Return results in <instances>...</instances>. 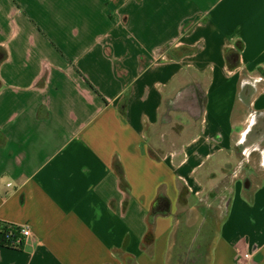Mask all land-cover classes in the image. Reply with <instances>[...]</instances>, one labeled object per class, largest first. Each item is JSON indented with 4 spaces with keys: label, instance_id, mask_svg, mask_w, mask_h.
I'll return each mask as SVG.
<instances>
[{
    "label": "crops",
    "instance_id": "crops-1",
    "mask_svg": "<svg viewBox=\"0 0 264 264\" xmlns=\"http://www.w3.org/2000/svg\"><path fill=\"white\" fill-rule=\"evenodd\" d=\"M0 51V264H264V0H0Z\"/></svg>",
    "mask_w": 264,
    "mask_h": 264
},
{
    "label": "rangeland",
    "instance_id": "rangeland-1",
    "mask_svg": "<svg viewBox=\"0 0 264 264\" xmlns=\"http://www.w3.org/2000/svg\"><path fill=\"white\" fill-rule=\"evenodd\" d=\"M175 98H176V102L175 100H173L174 104L171 107V110H174L171 116H172V120L175 119L174 121H177V123L175 124L179 125L180 129L182 127L184 128L182 130L184 131V133H182V135L180 134L179 137H181V139H185L190 137L192 134H194L197 131L199 113H200V109L203 106V97L196 91V94L193 96L181 95V96H175ZM169 119L170 117H168L165 121H169ZM180 124H182L183 126H181ZM167 127L168 126L165 125V127L161 130V133L163 135L169 136L166 133ZM180 129L178 132L181 131Z\"/></svg>",
    "mask_w": 264,
    "mask_h": 264
},
{
    "label": "trees",
    "instance_id": "trees-1",
    "mask_svg": "<svg viewBox=\"0 0 264 264\" xmlns=\"http://www.w3.org/2000/svg\"><path fill=\"white\" fill-rule=\"evenodd\" d=\"M3 59V52L0 51V61ZM155 207L153 209V214L158 212L159 208L164 206V203H168L167 199L162 195H159L155 201ZM20 237V227L12 223L0 221V246H5L12 249H21L24 244V240L17 241ZM152 233L149 232L147 235V246L151 244Z\"/></svg>",
    "mask_w": 264,
    "mask_h": 264
},
{
    "label": "built area",
    "instance_id": "built-area-1",
    "mask_svg": "<svg viewBox=\"0 0 264 264\" xmlns=\"http://www.w3.org/2000/svg\"><path fill=\"white\" fill-rule=\"evenodd\" d=\"M31 236V230L28 225H24L20 227V237L17 239V241L26 240ZM244 257H248V255H244Z\"/></svg>",
    "mask_w": 264,
    "mask_h": 264
}]
</instances>
